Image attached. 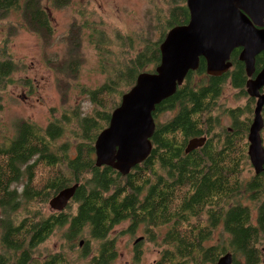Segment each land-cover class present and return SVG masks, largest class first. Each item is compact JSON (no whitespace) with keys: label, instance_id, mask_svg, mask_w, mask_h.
Listing matches in <instances>:
<instances>
[{"label":"trees","instance_id":"trees-1","mask_svg":"<svg viewBox=\"0 0 264 264\" xmlns=\"http://www.w3.org/2000/svg\"><path fill=\"white\" fill-rule=\"evenodd\" d=\"M52 1L56 7L69 4V0ZM165 6L156 18L155 29L162 28L158 38L152 41V32L149 33L141 41L142 49L128 59L125 55L134 40L120 33H115V40L101 31L92 33L100 39L99 43H92L101 54L111 56L109 47L115 41L124 49L108 72L107 80L95 90L85 91L96 108L92 117L79 118L77 114L73 120L64 117L63 122L51 123L44 130L19 122L13 139L0 144V264H6L5 260L11 264H66L64 252L48 254L43 259L35 254L36 248L56 229L64 227L67 228L63 239L69 248L85 231L91 241L99 243L96 254H91L89 241H85L80 254L82 264H112L116 253L108 236L114 226L125 221L130 222L131 230L138 225L168 226L163 235L165 248L153 264H215L225 253L232 255L233 264H239L238 259H242V264H262L264 172L245 183L240 165L245 148L243 128L225 131L220 136L215 133L216 129L221 130L216 119L208 118L214 107L210 101L218 97L227 76H231L235 88L244 91V67L235 57L233 70L220 78L207 77L201 59L198 69L187 74L175 94L156 106L153 117L163 111L175 114L168 122L156 124L151 153L126 176L110 167L95 165L96 137L108 126L121 95L134 85L140 73L148 72L149 66L157 67L165 32L189 21L186 0H166ZM11 10L20 12L26 28L42 41H49L53 33L51 18L41 0H0V16ZM80 38L81 26L73 23L68 34L71 57L59 69H66L70 76H76ZM258 61L261 63L262 58ZM17 68L3 42L0 94L11 83ZM194 73L204 76L206 82L194 83L191 80ZM71 127L73 158L69 155V143L58 148L54 143L66 136ZM177 136L181 138L179 143ZM203 137L207 138L201 148L185 151L189 140ZM41 167L48 169L47 174L35 186V173ZM21 179L26 183L20 190L11 188V184ZM74 184L78 188L63 211L44 216L41 210L33 209L36 204H48L56 193ZM243 195L258 207L257 225L251 224L248 210L241 204ZM22 210L23 217L14 220ZM219 221H223L228 238L220 247L204 249ZM207 222L209 226L204 227ZM139 263L137 254L131 264Z\"/></svg>","mask_w":264,"mask_h":264},{"label":"rangeland","instance_id":"rangeland-1","mask_svg":"<svg viewBox=\"0 0 264 264\" xmlns=\"http://www.w3.org/2000/svg\"><path fill=\"white\" fill-rule=\"evenodd\" d=\"M165 1L69 0L68 5L56 7L52 0H41L42 6L50 14L53 29L52 36L47 43L23 25L20 12L11 10L4 17L0 16V44L6 42L10 56L18 67L11 76V83L0 94V143L1 141L7 142L15 135V128L19 122H25L44 130L51 123L63 122L64 117L70 120H73L76 114L79 118L92 117L96 108L90 103L85 91L95 90L107 80L108 72L117 63L116 58L124 51L120 43L115 41L109 47L111 56L101 54L92 43V41L99 43L100 39L92 33L101 31L114 40L117 35L115 33H120L134 40L133 47L125 55L128 59L142 49L141 41L149 33L152 32V41L158 38L162 28L155 29L156 18L158 13L165 10ZM73 23L81 26L80 45L76 54V76H70L66 69L59 70L68 57H71L68 34ZM125 58L122 57V60ZM148 68V72H152L155 67L153 65ZM191 80L194 83L206 82V78L198 73H194ZM241 94L226 83L218 96L219 107L214 106L209 113L208 118L210 117L211 120L221 113L222 127L219 131H222V134L226 131L225 128L229 127V118L224 113L225 111L239 109L242 120L244 119L243 114L249 111V107L255 108L254 102H250L247 96H241ZM22 97L25 99L23 100ZM174 114L175 111L156 113L155 124L161 125L168 122ZM217 132L216 129L215 133ZM261 138L264 147V129L261 132ZM180 141L181 138L177 136L176 142ZM54 143L57 148L64 143H69V155L72 158L75 156L72 127L70 132H66V136L57 139ZM241 163L242 174L250 178L253 175V169L249 161ZM47 170L41 167L36 171L33 182L35 186L46 177ZM178 203L180 201H177ZM33 209L41 210L44 216L54 212L48 204H36ZM74 211L75 205L72 206V212ZM251 214L252 223H255V210ZM23 215L24 210L17 212L14 220L17 221ZM167 227L147 228L145 225H138L131 230L129 221L114 226L108 236V240H113L116 253L112 264H131L133 257L137 254L140 257L139 264H153L165 248L163 235ZM66 228L56 229L45 242L36 248V256L43 259L48 254L64 252L66 264H82L80 254L83 253V244L87 240L91 254H96L99 243L96 240L91 241L87 231L69 248L68 243L63 239ZM227 238L228 235L225 232H219L216 229L212 238L204 243L203 248L220 247L219 245L223 244ZM137 240L139 242L134 244ZM81 241L83 244L79 246ZM5 263L11 264L7 260ZM238 263L242 264V259H238Z\"/></svg>","mask_w":264,"mask_h":264},{"label":"water","instance_id":"water-1","mask_svg":"<svg viewBox=\"0 0 264 264\" xmlns=\"http://www.w3.org/2000/svg\"><path fill=\"white\" fill-rule=\"evenodd\" d=\"M186 7L188 23L166 33L159 45L157 67L153 72H142L136 77L134 85L121 95L108 126L97 135L94 143L96 167H110L126 176L146 160L152 150L156 106L175 94L187 74L198 69L200 59L205 61L208 76L220 77L231 67L232 50L241 48L240 61L246 76L254 73L255 56L264 52V0H186ZM262 88L264 63L255 79L246 85L248 95L257 99L248 135V155L255 174L263 171L264 165L259 134L263 127L264 93L259 94ZM205 141V137L191 139L185 151L202 147ZM77 188L78 184H74L56 193L48 201L50 209L63 211ZM82 244L81 241L79 246ZM232 263L230 253L216 262Z\"/></svg>","mask_w":264,"mask_h":264},{"label":"flooded vegetation","instance_id":"flooded-vegetation-1","mask_svg":"<svg viewBox=\"0 0 264 264\" xmlns=\"http://www.w3.org/2000/svg\"><path fill=\"white\" fill-rule=\"evenodd\" d=\"M241 48H236V49H234V50H232V52L230 53V59H229V62H230V64H231V67L229 68V70L226 72V73H224L223 75H225V74H228L230 71H232L233 70V68H234V64H233V59H234V57L240 62V63H242L241 61H240V52H241ZM259 58H262V62L261 63H259V61H258V59ZM201 60V59H200ZM204 63H205V61H204ZM263 63H264V52H260L259 54H257L256 56H255V61H254V73L251 75V77H247L246 76V74H245V77H246V79H245V84H244V91L242 90H240V89H237V88H235L234 86H233V84H232V80H231V76L229 75V76H227V78H226V80H225V83H224V85L227 83V84H229L234 90H237L238 92H240V93H242L241 94V96H247L248 98H249V101L250 102H254V104H255V106H256V101H257V99L256 98H252V97H250L249 95H248V93H247V89H246V85H247V83H248V81H252V80H254L255 79V77H256V75L261 71V69H262V67H263ZM243 64V63H242ZM199 65H200V61H199ZM204 67H205V64H204ZM243 67H244V64H243ZM245 71V70H244ZM206 74V73H205ZM222 75V76H223ZM206 76L207 77H209V78H213V77H211V76H208L207 74H206ZM222 76H220V77H222ZM220 77H214V78H220ZM185 82V81H184ZM224 85H222V87L224 86ZM222 90V89H221ZM221 90H220V93H219V95L218 96H220V94H221ZM264 93V88H262L260 91H259V94H263ZM22 99L24 100L25 99V97H22ZM209 101V99H207L206 100V102H208ZM211 102V104H213L215 107H219V105L220 104H218V97L215 99V100H212V101H210ZM250 109H249V111L248 112H246V113H242L243 114V116H244V119H242L241 120V118H240V114H241V111L239 110V109H237V108H235V109H229V110H227V111H225L224 113L227 115V117L229 118V127H227V128H225V130H226V132L227 133H231V132H235V129H238V127H241V128H243V130H242V137H243V139H244V144H245V148H244V153H243V156H242V158H241V160H243V161H249V163H250V165H251V162H250V157H249V155H248V148H249V142H248V135H249V130H250V126H251V124H252V121H253V118H254V109H252V107H249ZM235 111H237V112H235ZM263 111H264V106H263V108H262V112H261V116H262V119H263V127H262V129L260 130V132H259V134H260V139H261V145H262V149L264 150V147H263V144H262V138H261V132H262V130L264 129V118H263ZM220 115H221V113L218 115V116H216L213 120H215L216 119V121H217V123H218V127L220 128V127H222V124L220 123L221 122V117H220ZM233 115L234 116H237L236 117V119L233 117ZM237 122V123H236ZM216 134H220V136H222L223 134H222V131H219L218 133H216ZM14 137V136H13ZM13 137L10 139V140H8L7 142L6 141H1V143L0 144H8L12 139H13ZM207 138V137H206ZM208 138H210L209 136H208ZM205 143V142H204ZM214 145V144H213ZM199 148H201V147H199ZM199 148H196L195 150H197V149H199ZM251 168L253 169V167H252V165H251ZM264 172V165H263V171H261L259 174H255V171H254V169H253V175L250 177V178H246V177H244V182L246 183L249 179H254L256 176H258V175H260L261 173H263ZM26 183V180L25 179H21V181L19 182V183H13V185L11 184V188H17V189H21V187L22 186H24V184ZM263 193H264V191H263ZM264 196V195H263ZM248 198V196H245V195H243V197H242V199H241V204L244 206V207H246L247 208V210H248V213H249V217H250V220H251V224H254V225H257V219L259 218V210H258V207H255V205L252 203V202H250V200H248L247 199ZM264 198V197H263ZM253 210H255V212H256V222L255 223H252L253 221H252V211ZM0 218H1V213H0ZM0 221H1V219H0ZM205 224V223H204ZM1 225V224H0ZM4 225V227H5V224H3ZM209 225H208V222H207V226H204V227H208ZM212 229H214V230H211V231H213L212 232V235H213V233L216 231V229H218L219 230V232L220 231H222V232H224V223H223V221H219V223H217V225H216V227H214V228H212ZM0 230H2L1 228H0ZM1 236V235H0ZM219 236L221 237L222 235L219 233ZM211 238H212V236H211ZM208 240V239H207ZM206 240V241H207ZM205 241V242H206ZM139 242V240L136 242L135 241V243L134 244H137ZM262 253H263V258H262V264H263V259H264V248H262ZM222 256V255H221ZM220 256V257H221ZM216 264V263H215ZM233 264V263H232Z\"/></svg>","mask_w":264,"mask_h":264},{"label":"bare ground","instance_id":"bare-ground-1","mask_svg":"<svg viewBox=\"0 0 264 264\" xmlns=\"http://www.w3.org/2000/svg\"><path fill=\"white\" fill-rule=\"evenodd\" d=\"M184 81H185V79H184ZM184 81H183V83H184ZM183 83H182V84H183ZM182 84H181V85H182ZM181 85H180V86H181Z\"/></svg>","mask_w":264,"mask_h":264}]
</instances>
